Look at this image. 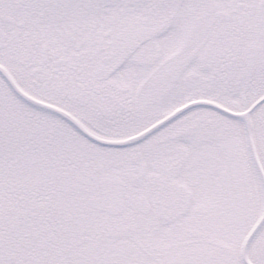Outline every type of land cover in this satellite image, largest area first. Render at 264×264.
Wrapping results in <instances>:
<instances>
[{
  "label": "snow or ice",
  "instance_id": "6c2138e0",
  "mask_svg": "<svg viewBox=\"0 0 264 264\" xmlns=\"http://www.w3.org/2000/svg\"><path fill=\"white\" fill-rule=\"evenodd\" d=\"M0 264H264V0H0Z\"/></svg>",
  "mask_w": 264,
  "mask_h": 264
}]
</instances>
